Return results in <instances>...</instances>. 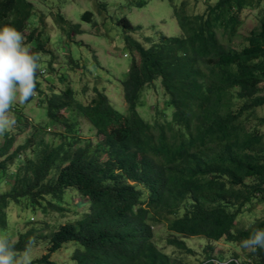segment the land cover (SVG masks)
Masks as SVG:
<instances>
[{"label":"trees","instance_id":"1","mask_svg":"<svg viewBox=\"0 0 264 264\" xmlns=\"http://www.w3.org/2000/svg\"><path fill=\"white\" fill-rule=\"evenodd\" d=\"M255 1L217 0L196 15L187 14L185 3L175 6L182 34L162 36L148 47L125 34L133 60L120 82L124 114L97 87L87 105L67 88L44 101L50 126L61 130L55 134L59 144L45 140L50 126L41 125V140L32 146L29 159L25 146L14 150L15 138L4 134L0 188L4 182L9 189L0 194V226L10 222L12 205L63 213L70 190L88 200L83 216L51 234L37 227L20 232L12 239L18 252L34 237L36 242L48 240L51 247L32 264H57L53 254L68 243L75 246L74 264H173L154 240L153 227L166 223L172 234L167 245L179 251L194 254L187 249V238L210 242L201 264H264L262 248L246 258L237 252L230 261L209 253L221 241L241 249V241L254 229H264V219L249 228L237 227L248 205L264 201V133L261 124H252L256 109L264 106V20L243 45L234 43L245 24L243 14ZM35 15V0H0V27L9 24L22 31L31 50L40 53L36 91L42 96L43 55L49 52L50 69L55 58L47 47L48 29L32 27ZM91 15L86 11L83 17L89 20ZM56 20L60 30L66 25L79 31V24L69 23L61 13ZM116 22L125 31L140 27L126 16ZM158 80L173 109L172 119L150 123L138 112V101L142 90ZM75 113L89 121L95 141L80 137L78 122L70 116Z\"/></svg>","mask_w":264,"mask_h":264},{"label":"rangeland","instance_id":"2","mask_svg":"<svg viewBox=\"0 0 264 264\" xmlns=\"http://www.w3.org/2000/svg\"><path fill=\"white\" fill-rule=\"evenodd\" d=\"M216 2L217 0H176V2L172 0H35L38 15L32 17L31 20L34 22L32 27L40 28L38 30L48 29L51 41L47 47L53 51L55 63L51 66L53 69H50L49 62L52 58L49 52L43 55L45 65L42 63V66L44 65L42 71L45 73L40 74V79L45 91L44 95L41 96V93L36 91L29 102L23 105L15 104L8 114L10 119L15 121L7 131L10 137L15 138L14 150L25 146L24 154L31 159V155H34L32 146L41 140L38 128L41 125H52L44 101L52 96V93H62L67 88L74 90L75 98L79 103L87 105L95 97L94 88L97 87L105 92L113 107L124 114L127 105L123 99L120 82L126 78L133 60L130 51L125 47V34H131L147 47L159 41L162 36H180L182 28L175 16V6L179 8L185 3L184 9L187 14L196 15L203 14L209 5H214ZM86 11L92 13L89 20L83 17ZM59 13L69 23L79 24V31H69L66 25H64L65 30H60L56 22ZM122 16L129 18L134 25H139V29L134 32L125 31L116 22ZM243 18L245 24L241 36L234 41L237 45H243L249 33L264 20V0H256L254 7L245 10ZM72 59L77 61L78 65H73ZM262 87L264 88V83ZM15 107L21 109L16 111ZM138 112L150 123L172 119L173 109L168 107V98L159 80L146 86L140 93ZM70 116L73 120H77L79 134L83 140H96L91 124L85 117L76 116V113ZM262 119H264V106L256 109V118L252 121L254 125L261 124L259 129L264 133V124L259 122ZM48 130L45 140L59 144L61 138L55 136L56 133L61 132L59 127L54 124ZM4 137V135L0 136V146ZM30 138L35 140L29 141ZM8 189L9 186L2 182L0 194ZM63 202L62 206L65 209L63 213L51 209L47 213L44 210L35 212L23 208L21 204L12 205L8 210L10 222L7 221V226H0V234H8L14 241L17 240L20 232L31 227L43 228L45 234H51L63 224L76 222L88 209V200L74 190H70ZM254 202V205H248L240 214L237 227L249 228L264 219V201L258 199ZM153 232L156 245L171 256L173 264H201L208 254H204L203 251L210 242L203 237L185 239L187 249L194 253L189 255L167 245L166 240L172 237V234L166 223L154 226ZM50 247L51 243L48 240L36 242L32 250V261L49 254ZM213 247L215 250L209 253L215 258H226V261H230L237 252L246 258L254 251L245 249L244 253L243 247L235 250L223 241L213 243ZM74 250L75 246L68 243L61 251L53 254L51 260L57 264H74L71 261Z\"/></svg>","mask_w":264,"mask_h":264},{"label":"clouds","instance_id":"3","mask_svg":"<svg viewBox=\"0 0 264 264\" xmlns=\"http://www.w3.org/2000/svg\"><path fill=\"white\" fill-rule=\"evenodd\" d=\"M40 61V53L31 50L22 31L9 24L0 27V136L15 123L8 115L14 105H23L35 96ZM35 244V238L29 237L18 252L12 237L0 234V264H32ZM241 247L264 249V229H254Z\"/></svg>","mask_w":264,"mask_h":264}]
</instances>
